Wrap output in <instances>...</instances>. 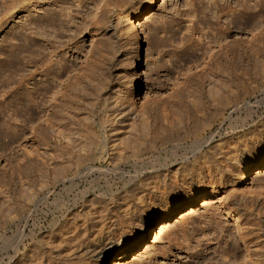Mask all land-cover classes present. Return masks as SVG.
<instances>
[{"label": "rangeland", "instance_id": "1", "mask_svg": "<svg viewBox=\"0 0 264 264\" xmlns=\"http://www.w3.org/2000/svg\"><path fill=\"white\" fill-rule=\"evenodd\" d=\"M105 1L78 7L60 0L71 10L66 16L51 1L0 0V234L25 231L26 264H96L101 248L112 257L147 228L144 249L110 264H264V174L251 179L264 155V22L234 32L228 96L224 67L202 63L200 49L216 32V0H156L139 21L130 15L139 0H115L110 10ZM239 1L247 11L259 2ZM44 7L55 9L56 21ZM139 59L132 94L129 76ZM115 104L135 117L113 119ZM50 119L62 122L67 137L77 130L72 141L57 140ZM201 145V158L183 166ZM248 163L247 176L237 175ZM192 197L196 211L181 218ZM237 199L252 208L239 227ZM176 202L175 223L154 238ZM240 227L257 247L252 263ZM238 248L237 256L221 258Z\"/></svg>", "mask_w": 264, "mask_h": 264}, {"label": "bare ground", "instance_id": "2", "mask_svg": "<svg viewBox=\"0 0 264 264\" xmlns=\"http://www.w3.org/2000/svg\"><path fill=\"white\" fill-rule=\"evenodd\" d=\"M50 1L55 3L56 8H58V10L62 12V14H65L66 16L71 15V10L68 8V6L58 3L60 0H50ZM50 1L45 0L44 5L47 3L51 4ZM63 1L68 3L70 0H63ZM155 1L156 0H139V2L136 4L137 7L131 10L130 15L132 13L133 16L139 21L141 15L146 10V8L151 6ZM249 1L250 0H245V3ZM75 2H77L78 7L79 6L86 7V4H90L93 2L95 4H98L97 0H75ZM218 2L219 1L216 0L212 2L210 5L211 9L214 10L213 15L210 18V20L213 18L215 19L212 21L215 22L213 26H215L216 32L213 33L212 36L209 37L208 40H204L203 45L200 46V49H202L203 51L202 53L203 62L202 63H206L208 60L213 59V61L210 62V65L216 64V65H221L224 67L225 69L224 80H225V85L228 89L227 93H228V96H232L233 84H234V77L232 76V74H233V69H234L235 60H236L234 56L236 52L233 46V38H235L237 32L241 30H245V31L248 30L250 32L252 31L254 32V30H259L260 24L264 22V0H259V2L254 7L255 9L250 8L249 11H247V7L245 5L240 4L239 0L234 1V3H232L230 0H225V2L222 4ZM103 6H107L110 10L111 8L112 9L116 8L117 6H119V4L115 0H106L105 5ZM238 8H240L239 15L237 14ZM43 10H44V16L53 15L55 18V21L57 20V17L54 14L55 9L53 8L46 9L44 7ZM247 13H250V16H247L246 15ZM222 15H224L227 18V21L224 23H222L221 21ZM72 17L73 15L71 16V18ZM251 21H253L252 24L250 23L251 25H248L249 24L248 22H251ZM99 25H100V35L102 37H105L107 33V30L104 27L105 24L99 23ZM135 26L136 25L134 24V28ZM189 27L192 28L193 34L196 33L194 26L193 27L189 26ZM221 30H222V33H220ZM235 31L237 32L234 34ZM134 33L136 37L139 36V30L137 29V27L134 29ZM246 36H248L245 38L247 40L252 37V35L249 36V34H246ZM53 46L56 50L59 48V45H57L55 42ZM241 51H242V58L244 62L246 63V65H248L250 62V60H248L250 55L248 54L247 48L245 49L243 47ZM130 52H131L130 50H126L124 54H128V53L130 54ZM58 59L59 57L56 56L55 53H52V56L49 58L48 62H52V66H54L55 64L58 63ZM48 62H47V59L44 58L43 64L46 65ZM140 64L141 62L139 59L133 68L134 70H132L129 76L132 82L131 88H130L132 94H134L135 91L139 88V84H140V79H139L140 71L139 70L141 69ZM70 70L71 69H69L68 71ZM43 71H47V68L46 69L44 68ZM216 75L219 78L218 73ZM31 77H33V73L31 74ZM56 78L58 79V82L61 81V75L60 77L57 76ZM44 95H46V93ZM115 105L116 106L111 109V113H110V115H114L113 119L119 120V122L121 123H125V121H127L126 119L127 117H132V118L135 117V115H133L132 112L127 110L128 107L121 106L120 104L119 105L115 104ZM103 123L105 124V121H103ZM47 127L52 133H54L57 140L59 138L61 139V142L65 141L66 138L72 141L74 134L77 133V130H76L69 137L65 136V133L62 130L63 129L62 122L55 120V119L54 120L50 119V122L47 124ZM113 130L114 129L110 131H113ZM214 136L215 134H213L211 138H213ZM203 143L207 144L208 142L205 140L203 141ZM202 145L198 146V148L192 152L191 156L185 155L183 157L185 161L183 166L187 164V161H189L192 156H194V158H201V155L204 154L202 152L203 150ZM251 148H253V146ZM241 149H245L247 151L249 150L247 146H243V148ZM241 149L239 148L235 149V154L233 158L236 163L241 161V158H242V155L240 152ZM252 164L248 163L246 165H240L236 170V174L241 175L243 178H245ZM254 166L256 168L254 171L256 172V175L254 176V178L253 177L251 178L252 180L260 178L264 174V155L260 156L259 159L256 162H254ZM161 174L163 175V177H167L168 175L167 172L165 174L163 173ZM66 176L67 175H64L63 177H66ZM208 195L209 193L206 192L205 196H208ZM177 203L178 202H176L175 204H172L166 209L165 213H168V215L167 217L162 219L157 225L155 229L156 231L154 234V238H159L160 236L164 235L168 227L175 223L176 221L175 215H176L177 210H179V204ZM196 203H197L196 197H192L191 202L188 207L189 209H186V211H182L183 213H182V216L180 217L183 218L184 216L189 215L192 212H195ZM205 204L207 203H202V206H205ZM232 207L236 209V211L234 212V217L236 219L234 220L235 226L237 227L242 226L243 222H245L244 216L248 212L252 213L251 212L252 208L249 209L248 202L243 199H237L232 204ZM259 214L260 213L257 211L256 217ZM244 228L245 227H242V228L240 227L239 231L241 232V237L243 238L245 242L247 262L252 263L253 259L257 257V254H256L257 247L252 245L249 242V240L245 238L246 236H245ZM150 234H151L150 230L147 228L146 231L138 235V237H136L135 240L128 241L127 243H125L120 253L113 255L112 257L110 255V252H108L109 251L108 247L102 246L103 248L100 249L101 255L98 258V261L96 264H110L111 261L121 263L126 258H129L132 254H136L140 252L142 249H144L145 246L148 244L149 238L151 237L149 236ZM27 236L28 235L25 233L24 230H20L12 234H9L8 231L5 230L4 232L0 234V240L3 241V243L0 244V257L3 258V261L9 260L7 264H26L27 259L25 257L26 256L25 249L27 246L26 244ZM173 243H174L173 246L179 245L177 242H173ZM23 248L25 249L23 250ZM242 251L243 249L241 248H238L237 251H231V252L223 251L221 253V258L231 259L232 257L237 256L238 253ZM62 264H67L66 259L62 261Z\"/></svg>", "mask_w": 264, "mask_h": 264}]
</instances>
